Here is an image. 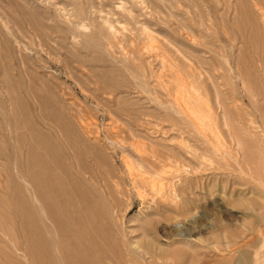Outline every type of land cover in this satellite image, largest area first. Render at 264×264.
<instances>
[{
  "label": "rangeland",
  "instance_id": "1",
  "mask_svg": "<svg viewBox=\"0 0 264 264\" xmlns=\"http://www.w3.org/2000/svg\"><path fill=\"white\" fill-rule=\"evenodd\" d=\"M254 1L0 0V264H264Z\"/></svg>",
  "mask_w": 264,
  "mask_h": 264
},
{
  "label": "bare ground",
  "instance_id": "2",
  "mask_svg": "<svg viewBox=\"0 0 264 264\" xmlns=\"http://www.w3.org/2000/svg\"><path fill=\"white\" fill-rule=\"evenodd\" d=\"M255 1H256V0H255ZM255 1H254V2H255ZM258 1H259V3L256 2V6H260L259 4H260L261 0H258ZM262 2H263V1H262ZM254 4H255V3H254ZM263 5H264V4H262V6H263ZM232 6H233V5H232ZM253 7H254V6H253ZM64 9H65V8H64ZM124 10H125V9H124ZM253 10H254V9H253ZM257 10H258V11H261V12H260V15H261V17H262V23L264 24V8H263V7H259V8L257 7ZM257 10H255V11H257ZM60 12H61V11H60ZM66 12H67V10H66ZM254 13H255V12H254ZM69 14H70V13H69ZM257 16H258V15H257ZM67 19H68V18H67ZM259 20H260V19H259ZM81 25H82V24H81ZM81 25H80V26H81ZM82 27L85 28L84 25H82ZM86 27H87V26H86ZM110 27H111V26H110ZM263 27H264V25H263ZM5 28H6V26H5ZM114 30H115V29H114ZM259 30H260V29H259ZM117 32H118V31H117ZM119 32H120V31H119ZM130 34H131V33H130ZM149 35H150V34H149ZM149 35H148V36H149ZM262 36H263V35H262ZM113 38H114V37H113ZM262 42H263V40H262ZM119 44H120V43H119ZM121 44H122V43H121ZM131 44H132V43H131ZM261 50H262V51H261L260 54H262V55L264 56V42H263V48H261ZM257 53H258V52H257ZM258 54H259V53H258ZM260 54H259L258 56H260ZM257 60H258L257 69H258V71H259V72H258V76L260 77V80H261L260 82H262V80L264 81V59H262L261 57H259ZM176 72H177V71H176ZM180 75H181V74H180ZM181 76H182V75H181ZM181 76H180V77H181ZM240 79H241V78H240ZM173 81H174V80H173ZM188 81H189V80H188ZM185 83H186V82H185ZM185 83H183V84H185ZM177 84H178V83H177ZM177 84H176V85H177ZM179 84H180V83H179ZM173 85H174V84H173ZM185 85H187V84H185ZM188 85H189V84H188ZM180 86H181V84H180ZM183 86H184V85H183ZM192 86H193V85H192ZM192 86H191V87H192ZM181 87H182V86H181ZM189 87H190V86H189ZM184 88H185V87H184ZM174 89H175V88H174ZM177 89H179V88H177ZM182 89H183V88H182ZM182 89H181V90H182ZM189 89H191V88H189ZM195 89H196V88H195ZM181 90H180V91L178 90L179 92H177V93L179 94V93L181 92ZM191 90H192V89H191ZM248 90L250 91V93H249ZM192 91H193V90H192ZM246 91H248L247 94H248L249 101H250V104H251L252 108L255 107V108H254L255 113L258 112V114H259V118H257L258 116L256 117V116L254 115V113H252V112L249 113L248 115L250 116V121H251V123H254V124L256 123V124L258 125V127L261 129V130H260V133H261V137H260V138H261V139L257 140V141L261 144V143H263V142H261V141L264 140V124H263V126H261V124L258 122V119L261 120V121L264 123V117L262 116V111H261L262 108L258 107V106L255 104L256 101L254 100V94L257 95V96H262V99H263V100H261V101L264 102V91H262L260 88H258V89H254V88H252V86L250 85V83L247 84V89H246ZM182 93H183V91H182ZM185 93H186V92H185ZM193 93H195V90L193 91ZM183 94H184V93H183ZM186 94H187V93H186ZM186 94H185V96L188 97ZM189 94H190V93H189ZM198 94H199V93H198ZM179 95H181V93H180ZM193 95H195V94H193ZM174 96H175V95H174ZM196 96H197V95H196ZM198 96H199V95H198ZM198 96H197V98L199 99L200 97H198ZM177 97H178V96H177ZM177 97H175V98L177 99ZM182 97H183V96H182ZM194 97H195V96H194ZM184 98H185V97H184ZM189 98H190V97H189ZM201 98H202V97H201ZM203 98H204V97H203ZM185 99H186V98H185ZM204 99H205V98H204ZM183 100H184V99H183ZM190 100H191V99H190ZM200 100H201V99H200ZM177 101H179V100H177ZM192 101H193V100H192ZM197 101H198V100H197ZM261 101H260V102H261ZM180 102H181V101H180ZM180 102H179V104H180ZM187 102H188V101H187ZM190 102H191V101H190ZM203 102H204V101H203ZM262 102H261V103H262ZM177 103H178V102H177ZM205 103H206V102H205ZM236 103H237V102H236ZM186 104H187V103H186ZM262 104H264V103H262ZM176 105H177V104H176ZM179 106H180V105H179ZM184 106H185V102H184ZM187 106H188V105H187ZM190 106H191V105H190ZM193 106H194V105H193ZM205 106H206V105H205ZM207 106H208V105H207ZM234 106H235V104H234ZM195 107H196V106H195ZM182 109H183V108H182ZM190 109H191V108H190ZM207 109H208V108H207ZM191 110H192V109H191ZM191 110H190V111L187 110L186 112H187V113H188V112H191ZM183 111H184V110H183ZM192 111H193V110H192ZM208 111H209V110H208ZM186 112L184 111V113H186ZM199 112L201 113V111H199ZM200 113H198V114H200ZM188 114H189V113H188ZM193 114H194V111H193ZM202 114L204 115L205 113L202 112ZM202 114H201V115H202ZM206 114L209 115V112H207ZM191 115H192V114H191ZM194 115H195V114H194ZM201 115H200V116H201ZM204 116H205V115H204ZM204 116H202L203 119H201V121H202V120L204 121V120L206 119V118L204 119ZM189 117H190V114H189ZM196 117H197V113H196ZM196 117H195V118H196ZM198 117H199V116H198ZM191 118H192V117H191ZM195 118L193 119L194 121H195ZM207 118H208V117H207ZM196 119H197V118H196ZM198 120L200 121V119H197V121H198ZM207 120H208V119H207ZM209 120H210V118H209ZM199 121H198V122H199ZM192 122H193V121H192ZM207 122H208V123H206V124H207L206 127H208V124H210L209 121H207ZM262 122H261V123H262ZM212 123H213V122H212ZM224 123H225V122H224ZM249 123H250V122H249ZM203 124H204V123H203ZM201 125H202V122L200 123V128H202L201 130H203L204 127H203V126L201 127ZM225 125H226V124H225ZM225 125H224V126H225ZM251 125H252V124H251ZM197 126H198V124H197ZM206 127H205V128H206ZM209 127H211V126H209ZM198 128H199V127H198ZM199 130H200V129H199ZM199 130H198V131H199ZM201 130H200V131H201ZM211 131H212V130H211ZM217 132H218V130H217ZM211 133H212V132H211ZM211 135H212V134H211ZM222 140H223V139H222ZM260 140H261V141H260ZM237 141H238V144L240 145L239 139H238ZM257 146H258V145H257ZM214 149H215V148H214ZM216 150H217V149H216ZM258 152H259V151H258ZM247 163H248V162H247ZM248 164H249V163H248ZM255 165H256V164H255ZM250 167H251V165H250ZM250 167H249V168H250ZM257 167H258V166H257ZM251 168H252V167H251ZM251 168H250V169H251ZM252 170H253V169H252ZM252 170H251V171H252ZM254 170H255V169H254ZM256 171H257V170H256ZM258 172H259V171H258ZM261 172H262V171H261ZM261 172H260V173H261ZM262 173H263V172H262ZM262 173H261V174H262ZM254 175H255V174H254ZM259 176H260V175H259ZM263 178H264V176H263ZM263 178H262V179H263ZM256 179H257V177H256ZM258 179H259V178H258ZM151 180H152V179H151ZM259 180L261 181V179H259ZM259 180H258V181H259ZM154 183H155V182H154ZM34 198L36 199L37 202L39 201V199L36 197V195H35ZM41 206H42V203H41ZM42 207H43V206H42ZM43 210H44V208H43ZM44 211H45V210H44ZM46 215H47V213H46ZM174 255H175V254H174ZM169 258H170V257H169ZM171 258H172V257H171ZM171 258H170V259H171ZM244 258H245V257H244ZM244 258H242V260H241V258H239L240 260L238 259L239 261H237L236 264H245V262H244L245 259H244ZM172 259H173L174 261H177L176 258H174V257H173ZM86 260H87V259H86ZM77 264H78V263H77ZM167 264H168V263H167Z\"/></svg>",
  "mask_w": 264,
  "mask_h": 264
}]
</instances>
